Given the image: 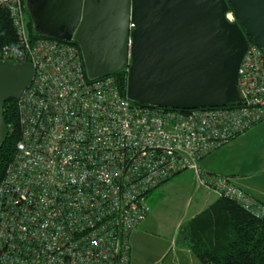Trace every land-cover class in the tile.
Segmentation results:
<instances>
[{"label":"built area","instance_id":"2783aa9c","mask_svg":"<svg viewBox=\"0 0 264 264\" xmlns=\"http://www.w3.org/2000/svg\"><path fill=\"white\" fill-rule=\"evenodd\" d=\"M0 8L17 36L0 48V62L34 68L17 101L19 140L0 175V264H132L148 195L184 172L264 215V205L200 165L264 120L259 47L248 42L238 67L237 107L162 110L121 95L110 75L89 79L72 41L32 39L21 0ZM225 19L236 21L231 11Z\"/></svg>","mask_w":264,"mask_h":264},{"label":"water","instance_id":"95a60500","mask_svg":"<svg viewBox=\"0 0 264 264\" xmlns=\"http://www.w3.org/2000/svg\"><path fill=\"white\" fill-rule=\"evenodd\" d=\"M28 3L36 5V30L78 45L89 79L125 71L126 96L142 105L186 111L237 104L247 38L264 55V0ZM33 78L31 64L0 62V149L9 131L4 103L18 101Z\"/></svg>","mask_w":264,"mask_h":264},{"label":"crops","instance_id":"0c3cea01","mask_svg":"<svg viewBox=\"0 0 264 264\" xmlns=\"http://www.w3.org/2000/svg\"><path fill=\"white\" fill-rule=\"evenodd\" d=\"M262 132H264V121L231 141L227 146L202 159L200 165L207 173L229 177L234 184L264 205V167L256 169L257 163L254 161L246 164L242 162L239 166H234L233 162L224 164V158L229 160L227 158L231 156L228 149L233 148L237 140L241 139L235 145L246 140L250 133H254L256 141H259ZM225 148L227 150L222 151ZM261 148H264V143L261 144ZM174 189L182 190L185 195L183 202L177 200V195L171 196ZM147 199H149L148 214L133 232L131 242L132 249L141 248L144 239L149 237V264L162 263L169 252L176 254V257L173 255L170 260L171 264L178 259L191 264L194 261L192 260L194 255L188 247L186 248L187 245H184V241H188V234H190L188 228L197 225L195 220H199L202 216L205 218L204 222H209L212 229L216 230L221 228L222 222L225 221L220 215V198L213 191L199 186L192 172L177 175L153 190ZM172 201L175 202L174 205L171 204ZM179 236L181 237L178 241ZM190 253L192 256L187 255H191ZM179 255H182V258H179Z\"/></svg>","mask_w":264,"mask_h":264},{"label":"trees","instance_id":"16d2710c","mask_svg":"<svg viewBox=\"0 0 264 264\" xmlns=\"http://www.w3.org/2000/svg\"><path fill=\"white\" fill-rule=\"evenodd\" d=\"M21 2L28 19L27 29L30 37L32 39H54L36 30V22L31 16V11L28 10L29 8L25 4V0H21ZM16 38L17 36L9 12L5 8H0V48L3 46L13 47L16 44ZM247 40L249 43H252L250 38H247ZM72 44L79 49L75 42L72 41ZM110 76L115 78L120 94L124 96L126 94V72L119 71ZM237 106L238 104L228 105V107L232 108ZM3 115L9 131L0 149V175H2L4 169L12 160L15 145L20 136L17 101L12 99L7 100L4 103ZM263 121H260L256 125ZM255 126H252L243 134L249 132ZM234 185L237 186L236 184ZM219 198L221 206L220 215L225 219L222 222L221 228L217 230L212 229V225L209 222H204L205 218L203 216L199 220H195L197 225L191 226V223V227L188 228L190 233L188 234V241L186 240L188 249L198 259L200 264H264V215L256 217L235 202L227 198Z\"/></svg>","mask_w":264,"mask_h":264},{"label":"rangeland","instance_id":"374dc122","mask_svg":"<svg viewBox=\"0 0 264 264\" xmlns=\"http://www.w3.org/2000/svg\"><path fill=\"white\" fill-rule=\"evenodd\" d=\"M25 4L28 6L27 0H25ZM82 61H83V59H82ZM83 65H84V63H83ZM240 140L241 139L237 140L235 142V144L237 142H239ZM263 143H264V132H262L260 134V140L259 141H256V135H254V133H250V135L247 137L246 140L240 142L238 145L234 144L233 148L228 149V152L231 156H229L227 158L229 160H226L224 158V160H225L224 164L225 163L230 164L231 162H233L234 166H239L240 163H242V162L246 164L250 161H254V163H257V164H255V167H257L256 169H261L262 167H264V148H261V144H263ZM225 150H227V148L223 149L222 151H225ZM254 157H257V158L254 159ZM177 182L179 183L180 181L178 180ZM175 195H177V197H178L177 200L179 202H180V200L183 202L185 195H183L182 190L179 191L177 189H174L171 196H175ZM146 204L149 207V199L146 200ZM171 204L174 205L175 202L172 201ZM180 237L181 236H179L178 241L180 240ZM131 238H132V236H131ZM184 245H187L186 241H184ZM197 246H198V244H197ZM186 248H187V246H186ZM149 250H150L149 237L144 239V244L141 248L136 247V248L132 249V242H131L132 264H149ZM173 255H174V257H176L175 253L173 254V252H169V254H167V258L160 264H171L170 260L173 258ZM187 255L192 256V254L191 255L187 254ZM179 258H182V255L181 256L179 255ZM192 260H194V261H192L191 264H200L198 259H196L194 256H193ZM172 264H186V263H184L182 261V259H178L177 262L172 263Z\"/></svg>","mask_w":264,"mask_h":264},{"label":"flooded vegetation","instance_id":"af4514ba","mask_svg":"<svg viewBox=\"0 0 264 264\" xmlns=\"http://www.w3.org/2000/svg\"><path fill=\"white\" fill-rule=\"evenodd\" d=\"M27 2H28V0H27ZM35 6H36V5H34V6L32 5V6H31V5L28 3V8H29L28 10L32 11V10L34 9Z\"/></svg>","mask_w":264,"mask_h":264}]
</instances>
